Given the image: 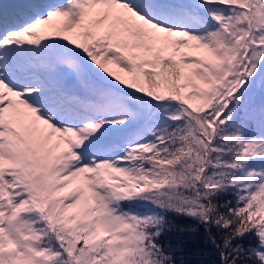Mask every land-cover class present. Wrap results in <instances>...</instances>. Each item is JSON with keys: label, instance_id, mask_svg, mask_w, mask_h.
<instances>
[{"label": "snow or ice", "instance_id": "1", "mask_svg": "<svg viewBox=\"0 0 264 264\" xmlns=\"http://www.w3.org/2000/svg\"><path fill=\"white\" fill-rule=\"evenodd\" d=\"M0 264H264V0H0Z\"/></svg>", "mask_w": 264, "mask_h": 264}]
</instances>
